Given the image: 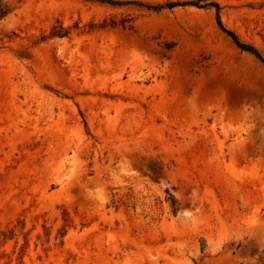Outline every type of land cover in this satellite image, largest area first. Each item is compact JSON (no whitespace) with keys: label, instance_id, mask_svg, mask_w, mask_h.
I'll return each mask as SVG.
<instances>
[{"label":"rangeland","instance_id":"obj_1","mask_svg":"<svg viewBox=\"0 0 264 264\" xmlns=\"http://www.w3.org/2000/svg\"><path fill=\"white\" fill-rule=\"evenodd\" d=\"M1 3L0 264H264V0Z\"/></svg>","mask_w":264,"mask_h":264},{"label":"trees","instance_id":"obj_2","mask_svg":"<svg viewBox=\"0 0 264 264\" xmlns=\"http://www.w3.org/2000/svg\"><path fill=\"white\" fill-rule=\"evenodd\" d=\"M1 1L2 0H0V19L5 17L12 10L7 4L1 3ZM189 3L192 4V5H196L198 7H206V6H210V5L213 4L218 9L217 4L212 3V2L209 3V4H204V5H199L198 1H195V2L192 1V2H189ZM175 5H178V3H169V4H167L168 7H172V6H175ZM217 22H218V26L220 27V29L232 39V41L235 43V45L238 48H240L243 51H246V52H249V53L253 54L257 59H259L262 63H264V58L260 55V53L252 45H248V44H245V43L241 42L238 39L237 35H235V33L233 31H231L229 29H226L221 24L219 18L217 19Z\"/></svg>","mask_w":264,"mask_h":264}]
</instances>
